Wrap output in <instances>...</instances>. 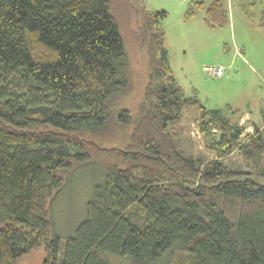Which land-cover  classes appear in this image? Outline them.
Wrapping results in <instances>:
<instances>
[{
    "label": "trees",
    "instance_id": "1",
    "mask_svg": "<svg viewBox=\"0 0 264 264\" xmlns=\"http://www.w3.org/2000/svg\"><path fill=\"white\" fill-rule=\"evenodd\" d=\"M133 1L147 63L130 110L111 0H0V264H19L40 244L42 264H108L109 255L164 264L177 252L190 264H264V107L261 125L242 136L237 109L186 96L163 44L166 11ZM201 9L208 22L223 11L219 0H192L185 15ZM190 105L210 159L184 156L169 132ZM112 125L129 131L114 135ZM234 151L251 170L224 164ZM90 162L101 178L63 241L51 235L49 203Z\"/></svg>",
    "mask_w": 264,
    "mask_h": 264
},
{
    "label": "rangeland",
    "instance_id": "2",
    "mask_svg": "<svg viewBox=\"0 0 264 264\" xmlns=\"http://www.w3.org/2000/svg\"><path fill=\"white\" fill-rule=\"evenodd\" d=\"M171 1L144 0V3L148 9L163 8L168 7ZM219 1L223 11L217 12L209 22H204L199 13L186 17L183 11L176 14L167 10L165 27H169V36L164 43L174 76L185 95H195L207 108L224 109L230 105L237 109L242 113L240 123L245 127L244 136L261 125L260 110L264 107V27L260 21L264 0ZM137 8L133 0H111V11L124 40L132 72L133 94L123 103L130 110L136 109L141 99L147 63L145 51L139 45L140 33L135 18ZM218 64L225 68L222 76L211 74L210 67ZM198 117L195 105L183 108L169 124V132L184 156L207 160L214 153L199 133ZM111 131L114 135H124L129 129L112 125ZM88 141L92 144L91 150H94L98 144L91 137ZM222 161L229 167L252 169L239 151L224 156ZM101 171L96 162H90L76 166L72 173L66 175L64 186L49 203L52 236L64 241L73 234L84 216L86 201ZM177 253L164 264H190L180 260L186 258L182 255L184 252ZM105 257L108 264H130L115 255ZM43 258L44 248L40 244L19 264H42Z\"/></svg>",
    "mask_w": 264,
    "mask_h": 264
},
{
    "label": "crops",
    "instance_id": "3",
    "mask_svg": "<svg viewBox=\"0 0 264 264\" xmlns=\"http://www.w3.org/2000/svg\"><path fill=\"white\" fill-rule=\"evenodd\" d=\"M174 1L175 2H173V0H172L170 2V4H168V7L162 6L163 8H161V7H151V8H149L150 10H165L166 11V16H165V18L162 21V24H163L164 29H165V35H164V38H163L164 46H165L164 40H165L166 37L169 36V27L168 28L165 27V23H166V19H167V10H172L174 12H177L176 14H180V12L183 11V15H185L184 12L187 9V7L189 6V4L191 3V0L190 1H188V0H174ZM202 1L205 3V5H208L213 0H202ZM158 8H161V9H158ZM164 8H167V9H164ZM196 14H198L201 17V19L205 22L206 13H205L204 9L196 11L195 14L192 15V16H195ZM261 14H260V17H261ZM165 48L167 49L166 46H165ZM167 51H168V49H167Z\"/></svg>",
    "mask_w": 264,
    "mask_h": 264
},
{
    "label": "built area",
    "instance_id": "4",
    "mask_svg": "<svg viewBox=\"0 0 264 264\" xmlns=\"http://www.w3.org/2000/svg\"><path fill=\"white\" fill-rule=\"evenodd\" d=\"M210 71L212 75L222 76L224 74L225 68L221 64L212 65L210 67Z\"/></svg>",
    "mask_w": 264,
    "mask_h": 264
}]
</instances>
